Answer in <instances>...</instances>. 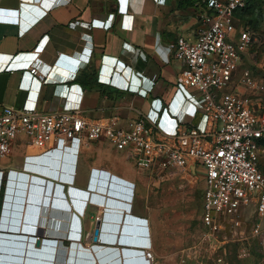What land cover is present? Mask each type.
Wrapping results in <instances>:
<instances>
[{"label":"crops","instance_id":"obj_1","mask_svg":"<svg viewBox=\"0 0 264 264\" xmlns=\"http://www.w3.org/2000/svg\"><path fill=\"white\" fill-rule=\"evenodd\" d=\"M203 1L0 0V113L4 107L21 109L24 104L32 103L35 97H37L36 108L40 113L59 109L62 97L66 98L64 109L71 111L78 107L82 97V115L88 119L116 117L124 126L125 123L143 116L149 122L156 123L164 133L173 134L176 122L167 106L177 89L176 77L181 72V66L169 55L167 45L179 37L191 39L196 37L200 28L198 16L203 11L201 6ZM102 21L106 22L105 24L111 23L110 28L106 29L94 24ZM263 32L264 30L260 31L258 28L254 32L256 41L241 57L240 67L243 72H250L264 86ZM87 52L91 53L88 61L85 60L89 55ZM32 67H36L41 73L47 72L46 82L40 88L31 85L29 91H26L23 85H28L27 73ZM114 75L133 89L146 90V96L124 92L102 83V79L110 80ZM84 77H89L94 85H103L105 89L101 90L93 85L82 87L76 80ZM235 91L249 94L256 106H264V90L249 93L242 88H235ZM183 94L187 96L186 91H183ZM21 144H13L11 150ZM89 144L84 143L83 147L79 146L76 163L72 164L66 159L69 166L65 171L60 165L66 157L63 154L48 155L50 161H46L39 156H30L28 150L33 148L25 145L24 156H30V159L25 165L23 163V172H17L20 173V180L17 173L11 175L7 194V201H11L9 194L13 193L17 197L19 188H24L23 209L21 213L15 214V219L11 217L10 220L20 222L24 232L33 234L36 232L32 238L39 239V224L34 231V228L31 229L23 219L25 206L34 201V197L30 195H34L30 192L33 186L32 179L42 178L37 175L42 174L56 178V180L49 179L54 184H62L61 181L67 180L66 173H69L72 164L74 165L73 183L65 185L63 189L71 211L55 208L59 206L52 201L54 190L47 197L42 195L37 201L39 209L51 210L48 220L52 221L51 231L54 235L50 238L55 239L59 245L61 240L68 241L65 234L55 229H67L72 214H75L81 226V244L74 225L71 228L70 239L74 241V247L79 246L73 248V251L78 254L81 261L85 264H130L135 255L130 259L124 258L126 254L119 253L120 248L117 249L115 243L116 238L125 228L126 231L131 232V224L119 222L120 216H124L125 210L129 209L131 216L147 221L152 250L154 255L159 257L164 243L157 238L153 224L149 217L144 215V211L134 204L132 199L130 202L126 201L125 194L116 191L117 182L111 181L110 178L105 179L106 182L103 181L105 186L112 188L111 194L116 196L101 193L104 190L102 185L92 182L89 188L93 190V195L91 196V193L87 195L88 201L85 207L79 209L74 199H72L73 203L69 201L67 186L72 190L87 191L92 169L102 171L106 176L108 174L109 177L113 176L133 183L134 196L136 195L134 181L117 175L109 168H98L95 162L86 160L84 150ZM260 145L264 148L262 143ZM54 162L59 164L56 165ZM9 165L6 163V158L1 160L0 171L5 174L4 170H7ZM80 165L88 168L85 186L77 185L76 177ZM189 174L192 176L199 174L203 179V171L200 168L195 169V172L191 169ZM5 192L4 189V194ZM102 197L110 201V204L107 205ZM126 202L130 205L124 206ZM4 216L7 219V214ZM6 219L1 224L4 228ZM14 228L9 226L11 230ZM100 228H103V241L93 243V233ZM125 237H130V234L124 235ZM122 242L133 245V248L139 246L135 241L127 239H123ZM92 247L95 250H92ZM26 248L28 254L35 255L38 252L35 240L28 243ZM98 248L102 250H96ZM32 249L36 252H32ZM9 250L0 243V252L7 253ZM5 258H8L7 255L2 254L0 264H4ZM99 260L105 262L100 263ZM7 264L17 263L9 261Z\"/></svg>","mask_w":264,"mask_h":264},{"label":"built area","instance_id":"obj_2","mask_svg":"<svg viewBox=\"0 0 264 264\" xmlns=\"http://www.w3.org/2000/svg\"><path fill=\"white\" fill-rule=\"evenodd\" d=\"M244 7L245 0H205L203 11L198 16L200 28L196 37H179L167 45L169 55L181 66V72L176 77L177 89L167 106L176 122L173 134L164 133L156 123L143 116L124 126L116 117L88 119L82 115V97L74 110L64 109L66 98L62 97L59 109L40 113L35 97L32 103L24 104L21 109H2L0 161L8 156L15 141L25 136V145L39 150V155H32L39 158L59 153L74 164L80 145L106 140L115 150L126 152L127 159L145 171L163 173L172 169L189 174L191 169L195 172L200 168L203 171L204 192L200 216L202 237L198 246L207 247L216 262L222 264V256L217 252L225 254L223 246L229 241L240 243L246 240L243 230L245 212L253 206L257 218L264 219V173L259 166L264 153L260 145L264 137V106H256L249 94L239 91L218 94L230 82L241 57L256 41L254 31L242 27L236 17V13ZM105 23L94 22L96 26L110 28L111 23ZM90 52H87V61ZM27 75L28 85H23L26 91L31 85L40 88L46 82L47 72L41 73L36 67H32ZM101 81L141 97L147 94L141 88H131L115 75L110 80ZM239 85L249 93L264 90L263 84L248 71L243 72ZM183 91L187 92V96ZM30 156H25L24 165ZM72 164L69 173H66L67 180L57 185L64 188L73 183ZM15 173L9 170L7 176ZM3 175L0 171V187ZM108 178L114 181L113 176L92 169L87 189L92 182L104 185ZM120 181V191L117 186L115 189L125 194L126 201L130 202L134 184ZM71 189L67 186L69 201L73 203L74 199L78 207H85L88 196L70 192ZM90 193L92 196L93 190ZM52 201L59 206L56 209L65 210L66 199L58 193L54 192ZM127 205L130 203L124 204ZM24 223L36 231L39 214L29 215ZM73 225L77 228L80 243L81 226L75 214H72L68 224L66 239L74 242L70 239ZM130 229L129 233L133 236L128 238L129 241L139 245L130 264H153L147 221L139 219V222H132ZM55 230L59 231V228ZM263 230L257 221L250 231V237L261 238L262 249ZM49 241L54 244L51 248L55 252L57 241ZM187 251L178 256L179 264L190 259L191 254ZM240 255L247 256L245 249L240 251Z\"/></svg>","mask_w":264,"mask_h":264},{"label":"rangeland","instance_id":"obj_3","mask_svg":"<svg viewBox=\"0 0 264 264\" xmlns=\"http://www.w3.org/2000/svg\"><path fill=\"white\" fill-rule=\"evenodd\" d=\"M251 15L253 16L252 22L257 16L263 19V21L258 23V30L263 31L264 0H261L259 5L252 10ZM247 18L248 16L245 17V19ZM252 22L249 23L250 26ZM242 74L243 71L239 63L230 82H228L226 87L218 91V94L235 92V88H241L239 82ZM21 140L22 142H20ZM26 141L27 139L25 136H21L20 139H17L14 144L22 143L21 146L18 147L17 145L13 147L6 157V163L10 165L7 166V170H4L5 174L3 175L1 182V188L3 187L6 190V194L3 197L4 202L1 208L3 210L0 212V228L2 227V221L6 219L4 216L6 215L5 208L8 206L9 202L7 201V194L11 178L7 176V172L9 169L16 172H23ZM16 147H18L17 150H15ZM81 147H83V145ZM84 153L86 160L88 162H95L98 168H109L117 175L135 182L136 195L134 196L133 192V203L137 204V206L144 211V215L149 217L155 229L157 238L164 243L162 253L159 257H156L152 250L154 257L153 264H177L178 256L183 251L187 250V252L191 254V257L190 259L185 260L184 264H219L216 262L214 255H211L207 250V247L198 246L202 237L199 218L201 216V202L204 192V184L201 175L198 174L192 176L183 171H175L172 169H168L163 173L142 170L136 167L131 159H126V152L115 150V148L106 140L90 143L89 146L85 148ZM28 154L39 155L40 151L29 149ZM42 159L50 161L49 157H42ZM66 159L67 158L64 157L60 164L64 171L65 169H68L69 166ZM54 163H56V165L59 164L58 162ZM259 166L264 173V153L260 158ZM76 178L77 185L85 186L88 179V168H85L84 165H80ZM118 189L120 191L119 187ZM9 195L12 194L10 193ZM119 205V207H121V204ZM50 212L51 210L48 208L40 209V229L38 231L40 244L39 247L36 248L38 249V252L35 254L38 258L37 264H63L64 262L85 264V262L79 259L78 254H75L73 251V248L79 247H74L73 242L61 240V244L59 245V243H57L56 250L53 252V248L51 247L54 244L49 241L55 240L50 238L54 235L52 234L53 231H51L52 221L48 220ZM11 217L13 218V216ZM23 219H26V215H24ZM6 220L8 221V217ZM257 221L260 222L261 228L264 229V219L259 220L257 218L252 206V208H249L245 212V220L243 222L244 238H246V240L240 243L237 241H229L224 245L225 254L220 251L217 252V254H221L222 256V264H264V252L262 251L264 250V247L262 249L261 238L250 237L251 228ZM57 233L58 232H56V234ZM59 233L66 235L67 229L62 230L60 228ZM130 236L132 237L133 234L131 233ZM243 249L247 252V256L245 257H241L240 255V251ZM0 258H2L1 253ZM99 262L103 263L105 260L102 262L99 260Z\"/></svg>","mask_w":264,"mask_h":264},{"label":"water","instance_id":"obj_4","mask_svg":"<svg viewBox=\"0 0 264 264\" xmlns=\"http://www.w3.org/2000/svg\"><path fill=\"white\" fill-rule=\"evenodd\" d=\"M39 177L42 178H34L32 179V184L33 186L30 188V192L34 193L30 194L32 197H34V201L30 202L28 205L25 206V211H24V215H26V217H28L29 215L35 213V215L37 216L39 214V208L37 207L38 204V198H41L42 195H46V197L51 194L52 190L55 191V193H58L60 195L61 198H65V195L63 194V186L61 185H57L56 183L54 184L51 180H56V178H51L48 176H44L42 174H37ZM23 177V176H22ZM114 182L117 183H121V181L119 179H116L114 177ZM67 183H71V182H67ZM104 190L101 192L103 194L106 195H112L115 196L114 194H111L112 192V188L109 186H105L102 185L101 186ZM91 189H87V191H81V190H70V192L73 193H79L82 196H87L90 193ZM24 193H25V189L20 187L19 188V195H16L17 197H15V194L11 195V201H9L8 206H6L5 208V213L7 214L8 217V221L5 224V228L1 227L0 228V243L1 246H5L6 248L10 249L7 253H2L4 255H7L8 258H5L4 264H7V262H16L17 264H37L38 258L33 255V254H28L27 253V248L26 245L28 243H31L32 241H34L36 238H32V235H34L33 233H27L22 231V226L20 222H11L10 218L11 216L14 217V215L16 213H21L22 209H23V202L22 198H24ZM6 194V192H5ZM4 194V195H5ZM18 198V199H16ZM102 200H104L107 205L110 204V201L105 200V197H102ZM4 202V201H3ZM65 204V211H71V207L70 205H68V202H64ZM3 206V205H2ZM83 207V205H81L79 207V209H81ZM77 212L78 210L76 208H74ZM8 211V212H7ZM82 211V210H81ZM125 214L124 216H120V223H129L132 224V222H139L138 218H135L133 216H131L129 214V209L125 210ZM14 213V214H13ZM80 213V212H78ZM15 219V217H14ZM4 225V224H3ZM9 226H13L15 227L14 229H9ZM104 228V227H103ZM103 228L101 229H96L93 233V237H92V242L93 243H101V241H103L102 238V232H103ZM125 228V227H124ZM130 230L126 231V228L124 229V232L120 233L121 235H119L118 238H116L115 243H117V249L120 248V252L123 254H126V257L123 256L124 258H128L130 259L133 255L136 254L135 251H132L133 245L130 244H124L122 242L123 239H128V237L124 238V235L126 234H130L129 233ZM31 236L30 238L28 236ZM28 237V238H27ZM34 237V236H33ZM104 243V242H102ZM40 244V240L36 239L35 240V246L39 247ZM95 247V246H93ZM92 247V250H95ZM17 249L18 251H13ZM98 251H101L102 248H98L96 249ZM32 252H36V250L32 249ZM117 251V250H116ZM119 252V251H118ZM15 257V258H13ZM10 258V259H9Z\"/></svg>","mask_w":264,"mask_h":264},{"label":"trees","instance_id":"obj_5","mask_svg":"<svg viewBox=\"0 0 264 264\" xmlns=\"http://www.w3.org/2000/svg\"><path fill=\"white\" fill-rule=\"evenodd\" d=\"M204 1L201 4L203 8H204ZM260 1L261 0H245V7L236 13V17L242 27H248L254 32L257 30L258 25H259L258 23L263 21V19L257 16L256 19L252 22L253 16L251 15V13H252V10H254L259 5ZM247 16L248 18L245 19V17ZM250 22H252L251 26L249 25ZM76 81L80 82V85L82 87H89L93 85V86L99 87L101 90L105 89L103 85H100V84L94 85L92 79H90L89 77H84L83 79L81 80L78 79ZM261 143L264 145V137L262 138V140H260V144ZM3 197H4V188L2 187L0 188V211L2 208Z\"/></svg>","mask_w":264,"mask_h":264},{"label":"bare ground","instance_id":"obj_6","mask_svg":"<svg viewBox=\"0 0 264 264\" xmlns=\"http://www.w3.org/2000/svg\"><path fill=\"white\" fill-rule=\"evenodd\" d=\"M35 240H36V239H35ZM122 241H123V240H122ZM123 243L125 244L126 242H123ZM132 249H133V251H135L134 249H137V248H132ZM136 251H137V250H136ZM136 251H135V252H136ZM119 253H121V252L119 251Z\"/></svg>","mask_w":264,"mask_h":264}]
</instances>
